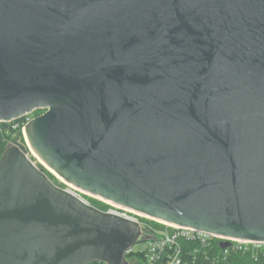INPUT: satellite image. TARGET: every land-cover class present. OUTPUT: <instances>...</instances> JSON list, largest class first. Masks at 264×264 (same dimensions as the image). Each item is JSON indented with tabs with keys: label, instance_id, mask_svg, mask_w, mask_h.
<instances>
[{
	"label": "water",
	"instance_id": "water-1",
	"mask_svg": "<svg viewBox=\"0 0 264 264\" xmlns=\"http://www.w3.org/2000/svg\"><path fill=\"white\" fill-rule=\"evenodd\" d=\"M37 109L25 136L76 188L264 242V0H0V122ZM140 234L2 153L0 264H130Z\"/></svg>",
	"mask_w": 264,
	"mask_h": 264
},
{
	"label": "built area",
	"instance_id": "built-area-1",
	"mask_svg": "<svg viewBox=\"0 0 264 264\" xmlns=\"http://www.w3.org/2000/svg\"><path fill=\"white\" fill-rule=\"evenodd\" d=\"M67 189L77 195L85 203L92 204L89 199L83 195L86 192L76 189L73 190L72 186ZM112 206V208L107 210L108 212L134 219L140 223L141 234L139 239L131 248H129L127 253H131L132 251H137L139 249V252L144 254V264H194L200 256L195 253L192 254L193 249L194 252L196 251V248L206 251V249H213L215 247L214 245L217 244L218 241L227 240L231 242V238H225L210 232L186 226L168 224L171 225L170 229L161 227L155 228L141 221L138 217V213L133 211V213H130L129 211L131 210L122 207L121 208L123 210H119L117 207L120 206L114 204H112ZM234 240H236V243L234 241H232V243L235 247H237V249H248L252 246L256 249L262 250L264 253V242L262 241ZM186 242L192 244V249L187 252L188 255L186 254L183 245ZM135 248H137V250H135ZM202 256L204 257V260H210L209 253H204ZM193 257H195L194 261ZM138 262V260H135L132 264H138Z\"/></svg>",
	"mask_w": 264,
	"mask_h": 264
},
{
	"label": "trees",
	"instance_id": "trees-1",
	"mask_svg": "<svg viewBox=\"0 0 264 264\" xmlns=\"http://www.w3.org/2000/svg\"><path fill=\"white\" fill-rule=\"evenodd\" d=\"M44 111H45L44 109H37L33 113H34V116H37L43 113ZM29 118H30V115L24 116V117H21L19 119L9 121V122H0V156L6 149L9 141H11L13 138L14 139L18 137L22 138V135H23L22 128L27 123ZM51 176L54 177L52 173H51ZM51 176H49L50 179H51ZM92 204L99 207L96 203L92 202ZM99 208L102 210H106V211L109 209L106 205L101 206ZM145 220L147 219L145 218ZM153 224H155L156 226H160L158 223H153ZM183 245H184L186 254L188 255L187 252L192 249V244L189 242H186ZM214 246L215 247L213 249H206L207 252L202 249L200 251V254H198V256L200 257H198V259L196 260L194 264H208V263L209 264H264L263 251L256 249L252 246H250L248 249H243V248L237 249V247H235L234 244L232 243L229 247L222 248L220 245V241H218V243L215 244ZM204 253L210 254L209 261L204 260V257L202 256V254ZM126 257L129 260H138L139 264L143 263L141 262L143 258L139 254L133 255L131 253H127ZM89 264H105V263L100 262V261H95Z\"/></svg>",
	"mask_w": 264,
	"mask_h": 264
},
{
	"label": "rangeland",
	"instance_id": "rangeland-1",
	"mask_svg": "<svg viewBox=\"0 0 264 264\" xmlns=\"http://www.w3.org/2000/svg\"><path fill=\"white\" fill-rule=\"evenodd\" d=\"M28 115H30V118L28 119V121L31 119V118H33V117H35L34 116V113H31V114H28ZM28 115H26V116H28ZM25 126V125H24ZM24 126H23V128H22V133H23V135H22V138L20 137H18V138H16V139H12L11 141H9L8 142V144H7V146L9 145V143H11V144H14V143H20V144H22L23 146H25L26 147V149L28 150V156L35 162V164L36 165H38L39 167H42L43 169H44V171L47 173V175H49V176H51V173H52V175L55 177H52L51 176V179H52V181L53 182H55L58 186H61V187H64V188H69V187H71L69 184H66L65 182H62V180H60L58 177L59 176H57L56 174H54L53 172H50V170H48L47 169V171H46V168L42 165V163L38 160L39 158L34 154V150H33V148L31 147V145H30V143H29V141L27 140V138H26V134H25V128H24ZM2 156V155H1ZM0 156V157H1ZM73 190H74V188H73ZM86 198H88L89 199V201L92 203H96L99 207H101V206H104V205H106L109 209L110 208H112L113 206H112V202H109V201H106V200H103V199H100V197H98V196H92L91 194H89V193H85V194H83ZM97 201H96V200ZM93 205V204H92ZM114 205H116V204H114ZM119 210H123L121 207H117ZM130 213H133L132 211H129ZM136 215V214H135ZM137 216V215H136ZM138 217H139V219L141 220V221H143L144 223H146V224H148V225H151V226H153V227H155V228H158V227H161V228H169L170 229V227H171V225H168L169 223H164V222H160V221H156L155 219H152V218H149V217H146V216H143V215H141V214H139L138 215ZM145 218L147 219V220H145ZM156 221V222H155ZM153 223H158L160 226H156L155 224H153ZM226 241V240H225ZM232 241H234L235 243H236V240H232L231 239V242ZM199 248H196V251L198 250ZM135 250H137V248H135ZM193 251V253L192 254H196V255H198V254H200V251H201V249H199L198 251H197V253H196V251L194 252V249L192 250ZM131 254H133V255H135V254H139V255H141L142 256V258H143V260H142V262H144L145 261V257H144V254H142V253H140L139 252V249L137 250V251H132L131 252ZM203 255V254H202ZM187 259V258H186ZM195 260V257H193V261ZM130 264H132V262L130 263ZM138 264H139V262H138ZM142 264H144V263H142Z\"/></svg>",
	"mask_w": 264,
	"mask_h": 264
},
{
	"label": "bare ground",
	"instance_id": "bare-ground-1",
	"mask_svg": "<svg viewBox=\"0 0 264 264\" xmlns=\"http://www.w3.org/2000/svg\"><path fill=\"white\" fill-rule=\"evenodd\" d=\"M25 134H26V129H25ZM27 136V135H26ZM34 150V149H33ZM34 154L39 158L38 160L42 163V165L46 168V169H48V170H50V172H53L54 174H56L57 176H59L58 178L60 179V180H62V182H65L66 184H69L70 186H72L74 189H76V190H81V189H79V188H76V186H74L73 184H71V183H69V182H67V181H65V179H63V177H61L53 168H51L43 159H42V157H40L38 154H37V152L34 150ZM81 191H83V190H81ZM100 199H102L101 197H100ZM107 201V200H106ZM110 202V201H109ZM169 224H171V223H169ZM171 225H175V224H171Z\"/></svg>",
	"mask_w": 264,
	"mask_h": 264
}]
</instances>
